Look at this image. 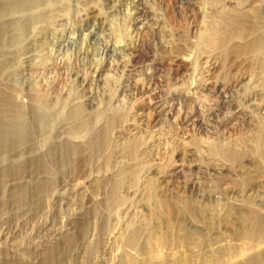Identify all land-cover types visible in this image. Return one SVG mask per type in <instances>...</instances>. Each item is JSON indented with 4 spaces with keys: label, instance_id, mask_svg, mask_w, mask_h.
Returning <instances> with one entry per match:
<instances>
[{
    "label": "rangeland",
    "instance_id": "obj_1",
    "mask_svg": "<svg viewBox=\"0 0 264 264\" xmlns=\"http://www.w3.org/2000/svg\"><path fill=\"white\" fill-rule=\"evenodd\" d=\"M169 2L150 4L152 12L136 0L57 3L54 35L48 48L55 71L47 75L48 80L55 81L51 97L61 114L54 136L58 148L52 168L57 196L40 219L37 239L44 244L40 264H110L124 251H134L115 239L119 230L129 224H150L153 232H164L170 217L174 226L180 219L186 230L194 232L195 249L201 247L200 251L207 252L219 244L234 246L244 240L240 234L246 224L236 215L245 212L235 210L229 225L223 216L224 205L249 203L264 215V157L257 154V150H264L262 65L257 58L246 62L232 53L233 48L248 45L249 39L264 32V22L248 23L244 32L227 26L224 29L230 39L224 47L209 49L205 38L208 27L200 22L201 15L191 7L185 18H178ZM66 6L69 9L64 11ZM99 15L122 26L125 20L130 38L123 54L112 49V38L105 28L91 36ZM262 37L264 40V33ZM121 38L127 41L125 36ZM232 41L237 46L228 45ZM186 60L188 69L181 66ZM23 73L21 78L28 76ZM203 86L211 88H207L209 93ZM20 94L18 99L26 101L25 94ZM76 106H80L79 114L74 113ZM70 140L72 144L82 143L84 150L71 147ZM134 141L138 148L130 155L125 149ZM209 147L213 149L211 159L205 152ZM90 149L95 152L90 162L92 174L105 172L98 175L125 176V181L126 177L132 181L140 173L138 180L135 177L132 184L127 180L128 187L119 189L110 180H105L107 185L82 182L87 178L82 176V156H87ZM23 152L12 149L6 155L21 160ZM26 165L20 163L17 172L8 174L4 189L27 185L50 170L42 173ZM176 165L178 173L171 171ZM128 166L134 169L133 175L123 171ZM149 177L155 180L156 197L171 211L167 219L162 212H148L150 205L141 191ZM117 196L122 198L117 201ZM216 197L219 204L212 203ZM209 203L217 206V213ZM181 206L187 210L177 217L175 210ZM91 216L94 221L89 224ZM75 217L84 219V230L73 224ZM143 227L135 238L140 249L146 240ZM197 241L201 243L197 245ZM49 243L59 247L53 260L46 257Z\"/></svg>",
    "mask_w": 264,
    "mask_h": 264
},
{
    "label": "bare ground",
    "instance_id": "obj_2",
    "mask_svg": "<svg viewBox=\"0 0 264 264\" xmlns=\"http://www.w3.org/2000/svg\"><path fill=\"white\" fill-rule=\"evenodd\" d=\"M59 1L65 2L66 0H0V201L5 204L0 203V264H40L41 255H43L41 248L44 245L42 241L37 239L40 231V219L44 212L51 209L50 206L52 204L50 203L57 196L55 192L57 178L52 173V168L56 149L58 148L54 141V136L58 121L61 119V114L56 111L55 101L51 97L55 81L54 79L48 80L47 75L55 71V62L48 48L54 35L53 25L58 14L57 3ZM136 1L140 6L145 7L147 12H152L150 4L153 6L159 4L165 5L169 0H152V3H143V0ZM170 1H172L173 5L169 3L172 5L178 18H185L187 16L186 13L189 12L191 7H194L196 12L201 15L200 22L208 27H206L205 38L209 49L215 48L214 46L219 47L220 45L224 47L225 42L230 39L225 31L227 26L242 28L241 30L244 32L245 25L247 27L251 23L256 25L258 22H264V0ZM67 9H69V6H66L64 11ZM124 21H122V26L121 24L118 25L114 20H107L104 15H99L97 22L91 30V36H94L95 33L97 34L98 32L96 31L98 29L105 28L112 38V49L121 54L124 52L126 46H128L130 38V33L126 31L127 28ZM159 30L161 31L162 29ZM165 32L167 31L165 30ZM242 32L240 35L238 34V37L242 36ZM167 33L169 35L170 31ZM263 33H258V36L255 35L256 37L253 39L248 38L251 40L248 45L246 43L245 45L237 46L234 41L228 43V45H236L237 47L232 49L233 55L235 53V55L245 58V61H252L257 58L260 65H262L260 69L264 77V40L263 37L261 38V34ZM122 35L123 37L125 36L126 42L122 40ZM184 36L186 37V34ZM226 46L225 48L228 50L229 46ZM186 61V63H181L184 69H188L189 67V61ZM181 66L179 68H182ZM23 72L28 73V76H25L26 78L20 77ZM217 87L219 89L220 85L216 86L214 90H217ZM198 88L197 90H199ZM203 88H206V86H203ZM137 89L139 88L136 87V91H138ZM208 89L206 90L207 93H209ZM203 91L201 90V92ZM20 93L25 94L26 101L22 100V102L18 99V94ZM187 95L189 96L190 94L188 93ZM80 112V106H76L74 113L79 114ZM73 143L75 144H72L71 141V147L73 145L74 148H81L80 152L84 150L82 143ZM137 148L138 143L134 141L126 147L125 151L133 155L136 153ZM12 149H18V152L24 150V156H20L21 160H13L7 157L6 154ZM102 152L104 153V151ZM205 152H208V155H205L209 157L210 154L211 157L213 149L209 147ZM257 152V154L264 157V150H257ZM94 153V149H90V153H86L87 156H82L84 171L82 176H87L82 182L86 183L88 180H92L94 184L100 185L102 182L106 184L105 180H110L117 189L128 187L125 185L126 181L130 180L128 177H126L127 180L125 181V176L119 177V175L113 176L112 174H109V176L98 175L103 173L92 174L90 172V162ZM229 154L231 156H238L237 153L233 154L229 152ZM103 155L105 156V154ZM103 155L102 157H104ZM210 157L209 159H211ZM20 163L21 165L26 163L28 168L42 173L47 168L50 170L45 175H41V178L27 185H13L10 191L7 188L4 189L6 177L8 174L12 175V172H17L16 167ZM132 170L134 169L128 166L123 171L126 172V175L130 176L133 175ZM177 170L176 165V168L173 167L171 171L178 173ZM105 174L104 172L103 175ZM139 175L135 176L137 180ZM135 177L132 180L134 182H136ZM132 181L130 184L134 183ZM153 181L155 180L152 177L146 178L144 190L141 191L148 202V206L150 205L148 212H162L164 214V217H162L167 219L171 211L168 209V205L164 204V201L156 197ZM121 198V196H117L115 200L118 201ZM218 199L220 198L216 197L212 200V203H218ZM144 204H146L145 201ZM181 204L185 206L184 202ZM183 206L175 210L177 217L183 215L187 210L186 206ZM213 206V204L208 205L212 211L217 213L216 210L218 208L214 209L217 206ZM220 206H223V204ZM208 207L206 205V208ZM223 208V216L229 225H231L230 216L235 214V210H243L246 213L239 212V215H236L239 222L246 224V227L240 234L243 236L241 238L244 239L240 244L234 246L229 243V245L227 243V245L219 244L212 250L208 249L209 251L207 252L200 251V245L199 249L198 247L195 249L193 245V240H195L194 232L186 230L184 226L187 225L183 224L184 222H181L180 219H178L179 221L174 226L170 221V217L165 221L166 227L164 232H153V227L148 226L150 224L145 226L140 225V227H134L132 224H129L124 230H119L115 239L131 246L134 251L129 250L125 252L123 250L125 253L123 252L122 255L118 254L120 255V259L110 264H264L263 213H261L263 216L260 215L258 213L259 210L257 211L249 203L242 205L228 203ZM212 211L210 212L212 213ZM91 212L93 214L95 209L92 208ZM91 218L89 224L92 223V220L94 221L93 216ZM149 218L152 219L151 216ZM83 220L81 217H75L73 224L81 227ZM151 225L153 226V224ZM142 227L145 231L146 240L140 249L135 238ZM82 230H84L83 226ZM201 241H197V245ZM140 244L139 246H141ZM49 245L45 249L46 257L49 260H53L52 257H55L59 253V247L50 243ZM138 250H141V254H139Z\"/></svg>",
    "mask_w": 264,
    "mask_h": 264
}]
</instances>
